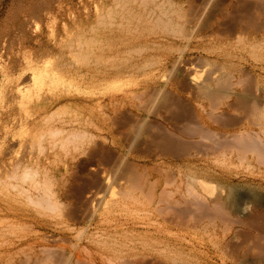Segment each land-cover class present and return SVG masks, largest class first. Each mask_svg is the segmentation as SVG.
I'll list each match as a JSON object with an SVG mask.
<instances>
[{
    "label": "rangeland",
    "instance_id": "obj_1",
    "mask_svg": "<svg viewBox=\"0 0 264 264\" xmlns=\"http://www.w3.org/2000/svg\"><path fill=\"white\" fill-rule=\"evenodd\" d=\"M181 2L175 28H168L161 22H139L146 16L139 4L131 6L130 14L111 12L106 0H0V33L15 25L30 5L37 13L28 18L21 39L6 42L5 62H26L47 45L60 49L88 27V52L71 57L76 65L88 64L86 90L63 78L45 86L40 76L35 98L11 102L17 118L32 122L39 96L72 99L56 106L58 113L50 122L37 119L36 127L17 131L16 140L25 143V150L14 148L18 152L12 155H26L34 165L40 163L36 168L42 173L54 174L62 207L61 213L45 212L23 196L6 195L1 183L0 264H111L99 235L139 250L165 241L193 264H264V226L258 227L264 223V160L255 149L238 144L254 137L264 142V4ZM49 3H54L51 12ZM59 60L48 55L45 67ZM1 81L2 76L3 110ZM82 99L87 101L84 119ZM62 120L84 124L94 140H86L78 152L53 148L45 131ZM166 138L189 146L187 153L161 148L158 142ZM48 155L52 163L45 161ZM191 172L214 183L210 193L196 187L204 204L200 210L187 192ZM97 181L101 188L92 185ZM259 184L262 189L256 188ZM226 187L250 203L246 214L230 206ZM254 196L261 203H254ZM98 201L104 204L95 212Z\"/></svg>",
    "mask_w": 264,
    "mask_h": 264
},
{
    "label": "bare ground",
    "instance_id": "obj_2",
    "mask_svg": "<svg viewBox=\"0 0 264 264\" xmlns=\"http://www.w3.org/2000/svg\"><path fill=\"white\" fill-rule=\"evenodd\" d=\"M262 1L264 2V0H262ZM55 2L56 3H62L61 1H55ZM44 4H47V3H44ZM53 4L54 3H52V4L49 3L48 5H46L47 9L50 12L53 9V7H52ZM138 4L145 10V13H146V16H144L145 15L144 14L143 17L139 19V22H142V21L147 22V23L148 22H150V23L154 22L155 24H158L159 22H161L164 25H166L168 28H175V25H176L175 18L178 16V14L181 10V7H182L181 0H106V5L109 6V8H110L109 10H111V12H114L115 10H117V11L118 10H126L127 13H130L131 6L132 5H138ZM25 10H26L25 13L20 15V17L18 18V22L15 25H13L7 32H1L0 33V77L1 76L3 77V81H1V82L4 85L3 91L1 94L2 95L1 100L5 104L3 107L4 109L0 110V173H1L0 174V184L2 183L5 185V186L4 185L3 186L5 187L6 195L14 196V197H16V196L22 197L23 196L33 206H36L37 208H40V209L44 210L45 212L48 211L51 213H59V212L61 213L62 203H60L59 200H57V198H56L58 196V192L57 193L54 192V174L51 175V173H49V172L42 173L40 171V169L36 168V167H41L40 163H36L34 165V161L31 160L30 157H28L26 155H22L21 157H16L17 156L16 154H13L14 156L15 155L16 156L12 157L13 156L12 153L18 152V150L14 151V148L18 149V148L25 147L24 142H20L19 139H18L19 142H17V140H16V137L18 136L17 131L19 129H24L25 127L30 128L32 125H33V127H36L38 124L37 119H40L39 122H41V121L50 122L51 120H53L52 118H54V116L58 113V110H55L56 106L58 104H60L63 100H66L67 98H65V97L52 98V97H48V96H39L37 98V101L35 102L36 114H35L34 120L32 122H28L27 120L22 121L20 118H17L19 114L15 110V108L12 107L11 102H15V101L22 102L25 99L27 100V99L35 98V97H33L35 95V93L33 94V91L37 87L36 80L40 76H44L45 81L42 84H45V86H48L49 83L51 84V83H53L55 81H59V80H61V78H63L65 80V82H67V81L76 82L77 84H79L83 88V90H86L88 88V64L84 63L82 65H76L71 57H74L76 54H85L88 52V50H87L88 46H86V44H88V43H85L86 38H87L86 36L88 33V31H87L88 27L81 28L79 30L78 34L76 35L77 37L75 39H72V38L67 39L65 45L60 49H58L57 47H54V46L47 45L44 48L40 49V52H38L36 57L30 58V60H28L26 62L18 64L17 61H13L10 59H9V61L5 62L2 59H4L6 52H7V48H8L6 46L7 45L6 42H9L10 39L11 40L21 39L23 36V33H24V28L26 27L27 22H28L27 21L28 18L31 19V18H34L35 15H37L35 5H30ZM177 27H178V25H177ZM259 28H260V26H259ZM53 54L58 55L60 57V60H59V62H57L55 65H53L51 68L48 69L45 67V63H46L45 58L48 55H53ZM17 72L19 73L18 76L16 75ZM28 72L33 73V74H31V76H29V80L27 82H20L21 84H17L20 80L24 79L26 74H29ZM14 76L15 77L17 76V77L13 78ZM66 79H67V81H66ZM56 84H57V82H56ZM0 85H1V83H0ZM220 86L221 87L219 90L222 92V94H224V89L221 90V88L224 86H222V84ZM74 87H75V85H74ZM60 89H61V87H60ZM35 91H37V90H35ZM221 92H220V95H221ZM217 93H219V92H217ZM68 95H70V94H68ZM214 97H215V94H214ZM67 100H72V99L68 98ZM255 100H254V103H255ZM81 103L84 104V109L82 111L83 114L81 116L82 119H84L86 117L85 116V114H86L85 110L87 108V105H86L87 101L85 99H82ZM8 104H9V106H8ZM13 104H15V103H13ZM179 107H181V106H179ZM261 117L262 118L264 117V113H263V116H261ZM18 119H20V120H18ZM76 123L77 122L75 120H62V121H59V123L57 125H54L50 128H47L48 130L45 131V135H44V137H46L47 140H49V142H47V144H51V146H53V148L54 147H62V149H65L67 152H71L73 149L76 150V152H78L77 150H80L86 144V140H94V136L87 131V128L85 127L84 124L79 122L80 126L78 127V126H76ZM45 127H43V128H45ZM43 128H41V129H43ZM263 134H264V132H263ZM40 135H41V132H40ZM254 138L251 139L252 141H250V140L246 141L243 139V141H241V143L239 142L238 144H241L242 146L240 145V147H242V148L244 147L245 149L246 148L255 149V152H257V154L260 153L262 160H264V151L259 149L261 146L260 144L263 145L264 142L260 143L258 141V140H260V138H258L257 140H256V138L255 139ZM169 139L166 138V140H164V139L162 141L160 140L161 142L159 141L160 144L158 142V145L159 146L161 145V148L168 147L170 149H173L174 151H176V150L178 151V149H179L182 154H184L183 152L187 153L189 146H186V145L181 146L177 143V141L175 142V141H172L171 138H169ZM14 140L16 141V144L14 143L13 146L14 145L15 146L12 147V142ZM258 142H259V145L257 144ZM38 145L39 146L41 145L40 149L46 150V147L43 146V144H40L39 141H38ZM257 145L259 146V148ZM237 147H239V146H237ZM24 150L25 149L23 148V151ZM161 150H163V149H161ZM19 151H20V149H19ZM249 152H251V151H249ZM252 153H254V152H252ZM20 154H22V153L20 152ZM41 154H42V152H41ZM106 154H108V153H106ZM94 155L96 156V154H94ZM55 157H57V154H54V158ZM111 157H112V155H111ZM51 158L52 157L50 155H48V157H46L45 161L49 160L51 162L52 161ZM103 160H106V159H103ZM103 160H102V162H104ZM241 161H243V160H241ZM244 161H245V158H244ZM245 162H247V161H245ZM261 162H264V161H261ZM259 163H260V161H259ZM104 164L106 165V163H104ZM107 164L109 165V163H107ZM242 166H243V163H242ZM96 175H98V174H96ZM187 179H188V185L187 184L186 185L189 187V188H187L188 189L187 192H189L188 194L193 195L192 197H194L197 200L195 203V206L198 207V209L202 208V206H204V204L202 205L203 202L199 200V198H201L202 195H201V193H199L196 190V187L197 186L201 187V189L204 192L210 193V192L214 191V187L212 186V185H214V183H212L210 181H206L205 179H202L201 177H198L195 172H191L190 174H188ZM92 185L93 186L97 185L98 187L103 186L102 183L100 184L99 181L93 182ZM261 185L262 184L257 185L256 188L262 189V188H260ZM73 186H74V184H73ZM220 188H221V190L225 189V187H221V185H220ZM94 191H96V190H93V192ZM226 191H227V195H228L227 197L229 200V204H230V206L234 207V209H235L234 211L240 212L242 214H244V213L246 214V211L248 209H250V206H247V204L249 202L248 201L247 202L241 201L240 196L237 194L238 192L233 191V189L231 187H229V188L226 187ZM128 193H130V192H128ZM94 194H95V192L91 195H93V197H94ZM88 195H89V193H88ZM91 195L88 197L90 198ZM184 197H186V196H184ZM7 198H10V197H7ZM91 200H89V201H91ZM251 200L254 203H261V199L258 198V196L252 197ZM174 201H176V200H174ZM95 202H96V200H95ZM193 202H195V201H193ZM103 204H104L103 202L99 203V201H98L96 208L94 207L95 212H99L100 209L102 208ZM249 205H250V203H249ZM207 206H209V204ZM33 209H34V207H33ZM6 210H7V207H6ZM84 213H85V211H84ZM259 217H260V215L257 216L258 219L257 218L256 219L261 221L263 216L260 219H259ZM254 221H256V220L254 219ZM254 221L252 222L251 225L254 227L255 226L257 227L258 224L256 225V222H254ZM260 224H262V223L260 222ZM260 226H258V227L262 228V226H264V223ZM258 227H257V229H258ZM2 230H6V229L2 228ZM98 237L100 240H102L101 242L104 244L103 248L111 253V256L108 259V262H110L111 264H117V261L123 259L124 257H127L130 252H135V251L137 252V254L130 256L131 259L129 261L128 260L124 261V264H193L192 262L188 261V259L185 257L184 253L180 249L171 247L165 241L158 242L159 247L155 246L153 249L139 250L135 246L134 247L131 246L129 243L119 244V241L114 239V238L108 239V238L103 237L102 235H99ZM62 242H63V240H62ZM143 243H144V245L147 244L146 241H143ZM161 243H162V245H161ZM100 245H102V244L100 243ZM137 250L140 251V253L142 254V255H140V257L138 256V254H140V253ZM53 252H54V250H53ZM136 256H138V257H136ZM67 259H69V257ZM68 261L69 260H67V262H65V263L69 264ZM52 262H53V260H52ZM94 264H97V262H94Z\"/></svg>",
    "mask_w": 264,
    "mask_h": 264
},
{
    "label": "crops",
    "instance_id": "obj_3",
    "mask_svg": "<svg viewBox=\"0 0 264 264\" xmlns=\"http://www.w3.org/2000/svg\"><path fill=\"white\" fill-rule=\"evenodd\" d=\"M261 3H262V2H261ZM263 4H264V2H263ZM181 122H182V123L188 122V119H181ZM202 122L205 123V120L203 119Z\"/></svg>",
    "mask_w": 264,
    "mask_h": 264
}]
</instances>
